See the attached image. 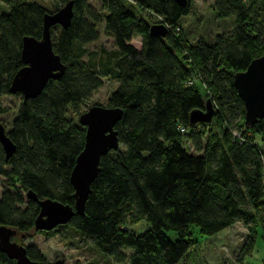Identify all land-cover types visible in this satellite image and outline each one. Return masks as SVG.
<instances>
[{
    "label": "trees",
    "instance_id": "16d2710c",
    "mask_svg": "<svg viewBox=\"0 0 264 264\" xmlns=\"http://www.w3.org/2000/svg\"><path fill=\"white\" fill-rule=\"evenodd\" d=\"M2 1L8 7L0 12V97L12 94L8 86L22 65V36L39 38L42 14L48 11L33 0ZM97 1L98 9L86 0H72L69 25L50 27L52 51L64 64L60 77L48 79L33 98L12 94L19 95V104L6 134L15 150L5 159L0 144V175L10 188L0 194V226L14 229L11 239L20 241L30 232L57 231L59 225L34 229L38 206L25 192L73 205L68 176L82 148L84 127L66 111L101 86L103 76L116 81L106 106L122 111L113 126L119 145L100 155L83 214L74 213L62 226L90 239L116 263L125 260L127 247V264H178L193 246L191 227L200 235H212L239 220L249 239L242 257L256 230L264 232V149L253 136L259 133L264 140V114L244 124L232 75L264 48V0H212L216 17L233 16L234 25L208 44L201 39L189 42L179 25L192 0L182 6L174 0ZM134 8L147 11L170 30L163 37L150 35L153 22L138 17ZM100 23L113 49L100 46L89 53L84 45L99 39ZM137 37L138 48L131 43ZM192 76L197 81L188 84ZM206 99L213 108L210 121L219 127L241 125L251 135L233 137L226 127L220 138L206 133L202 146V127L210 121L191 123L188 114L203 109ZM184 134L193 151L182 144ZM127 218L144 220L147 226L135 233L124 226ZM166 230L175 236L168 237ZM24 247L29 259L43 260L34 245ZM0 264L16 263L0 252Z\"/></svg>",
    "mask_w": 264,
    "mask_h": 264
},
{
    "label": "water",
    "instance_id": "95a60500",
    "mask_svg": "<svg viewBox=\"0 0 264 264\" xmlns=\"http://www.w3.org/2000/svg\"><path fill=\"white\" fill-rule=\"evenodd\" d=\"M182 6L187 0H174ZM72 16V0L65 1L54 11L42 14L41 34L39 38L24 35L20 43L22 65L12 75L8 91L18 93L22 99L33 98L39 94L48 79L60 77L64 64L52 51L50 27L58 25L66 28ZM150 35L165 36L166 28L161 23H151ZM232 84L243 106V122L253 124L264 114V48L260 55L252 58L242 71L234 72ZM121 109L101 105H91L77 115V122L84 127L83 144L75 156L68 180L73 189V205L63 204L50 198H37L31 191L25 197L32 199L38 206L33 219L35 230H50L56 225L65 224L76 213L83 214L84 201L89 192V184L98 170L99 157L110 149H116L118 138L114 123L121 116ZM213 108L209 99L203 103V109H192L188 114L191 123L208 122L212 118ZM0 144L4 158L10 157L15 145L0 124ZM15 230L0 226V252L16 264H46L43 260L29 259L25 247L12 240ZM50 264H63L60 259Z\"/></svg>",
    "mask_w": 264,
    "mask_h": 264
},
{
    "label": "rangeland",
    "instance_id": "374dc122",
    "mask_svg": "<svg viewBox=\"0 0 264 264\" xmlns=\"http://www.w3.org/2000/svg\"><path fill=\"white\" fill-rule=\"evenodd\" d=\"M42 4L48 11H54L59 8L63 2L59 0H33ZM94 8H99L97 0H86ZM133 3L134 0H129ZM212 0H192L187 14L180 16L179 25L184 32V37L189 42H195L201 39L205 43H212L216 34L229 33L234 25L233 16L224 18L216 17L211 9ZM7 4L0 0V12L7 8ZM134 13L143 19L156 23V17L134 8ZM99 39L95 42L84 45L89 53L96 52L102 46L106 51L113 49L112 41L103 33V25H98ZM131 43L136 48L139 47V38H132ZM86 58V54L82 55ZM96 58V57H94ZM101 78V86L94 90L90 96L79 103L75 108L68 107L66 115L72 117L76 121L77 113L82 112L91 105L106 106V100L110 91L116 85V81L106 77ZM194 82V81H193ZM199 92L203 94V89L199 86ZM1 105L4 109L0 113V124L3 125L4 130L7 132L10 129V122L15 117L17 107L19 104V95L3 94L0 97ZM237 119V117H236ZM200 127V126H199ZM195 127L196 130L199 129ZM236 130L241 134H250L244 130L245 127L226 125L222 123L221 127L218 126L213 120L210 124L204 125L202 130L204 135L201 138L202 146L206 142V133H215L217 138H220L221 133L226 129ZM243 127V129H241ZM190 129L187 128L186 134ZM227 131V129H226ZM242 136V135H241ZM254 143L260 150L264 149V140L259 133H255ZM185 134L181 138L182 144L188 149L193 151L190 143L185 139ZM119 145V144H118ZM8 168V167H7ZM6 177L0 175V194L4 190H10L6 184ZM24 206V205H22ZM146 221L140 220L131 222L127 218L124 226L135 233L142 232L147 226ZM193 232L191 236L194 239L193 246L186 253L184 258L178 264H264V232L261 229L256 230V235L253 239L252 246L248 253L243 254L246 244H248V232L246 227L239 221H235L232 225L225 227L212 235H200L191 227ZM168 237L175 236L173 231H164ZM14 241L22 244L23 246L32 244L41 253L43 261L46 264L52 263L56 259H60L63 264H127L126 257L131 251L125 247L123 252L125 260L121 263H116L112 258L104 256L92 243V241L80 234H78L71 226L59 225L57 231L51 235L44 232L29 233V237L19 240V237H13Z\"/></svg>",
    "mask_w": 264,
    "mask_h": 264
},
{
    "label": "built area",
    "instance_id": "2783aa9c",
    "mask_svg": "<svg viewBox=\"0 0 264 264\" xmlns=\"http://www.w3.org/2000/svg\"><path fill=\"white\" fill-rule=\"evenodd\" d=\"M165 28L168 30H170V26L169 25H165ZM175 30H177V28H175ZM192 81H197V79L195 78V77H193L192 76V79L191 80H188L187 81V83L189 84V83H191ZM178 130L180 131V132H183L184 131V129L181 127V126H178ZM230 133H231V135L233 136V137H240V133L239 132H237L236 130H231L230 129Z\"/></svg>",
    "mask_w": 264,
    "mask_h": 264
}]
</instances>
